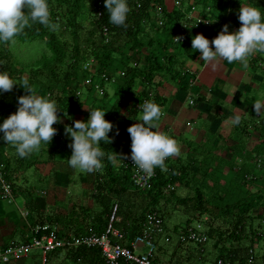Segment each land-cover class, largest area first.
<instances>
[{"label": "trees", "instance_id": "1", "mask_svg": "<svg viewBox=\"0 0 264 264\" xmlns=\"http://www.w3.org/2000/svg\"><path fill=\"white\" fill-rule=\"evenodd\" d=\"M191 1V5L186 6L189 8H187L188 11H191L192 5L201 4L213 5L216 11L197 13V15L210 17L212 24L210 26H195L192 31L189 29L184 34L183 41L175 42L174 36L179 33L185 15L180 9L168 8L167 0H145L142 8H137L136 3L129 0L131 11L128 14L126 26H116L109 22L105 3L103 6L104 15L99 17L96 14L99 0H49L50 18L58 25L55 30L29 19L23 30L12 41L0 42V70H7L16 80L24 79V74L28 73L31 86L36 91L41 89L40 92L38 91L41 96L50 97L56 101L61 120L53 126L59 135L64 132L65 128V110L68 114L74 112L75 114L88 115L90 108L85 109L86 104L84 103L90 105L92 101H95L94 93L98 88V97L102 98L103 102L107 101V98L109 99L106 86L112 84L117 88L118 95L109 108L110 113L105 118L113 124L108 133L109 137L111 138L112 130L117 123H119L120 131L118 133L120 134H117V140L111 138L109 142H101V150L105 153L102 158L103 167L94 171L97 175L95 185L98 190L96 201L100 205L99 212L91 224L87 223L91 217L89 214L91 210L88 205H85L86 209L82 210V214H80L82 230L76 231V235L89 234L91 228L98 234L103 233L110 224L114 208L118 204L114 226L125 234L126 242L130 243L143 232L149 213L158 211L164 219L167 218L166 214L168 215V213L165 212L162 201H172L177 197L175 187L177 185L189 186L190 181L193 180L190 178V165L169 164L170 160L167 158L166 169L161 170L156 167V176L150 186L146 189H138L133 185L130 170L119 167L116 163L120 157L123 158L131 153L132 140L127 129L131 124L137 122L136 118L142 112L140 105L146 100H153L161 108L165 104L164 97L159 92L163 85L162 78L170 77L171 80L178 81L179 87L183 90L187 88L183 70L178 69L176 65L186 55H188L187 60L194 61L201 57L199 50H192V37L203 33L211 41L217 36L218 29L226 24L227 17L235 10H239L241 3H251L264 10V0ZM186 3L187 0H185V5ZM88 4H91V8H88ZM159 6L163 9L160 15L165 20L161 33L166 38L159 36L156 42L153 39L146 41L142 37L145 34L146 24L153 22V26H157L156 17L159 16L157 12ZM87 14L91 18V28L88 29L83 20ZM105 28L109 31V41L104 34ZM13 41L18 43L44 42L47 51L30 62L31 60L17 57ZM190 49L192 51L189 52ZM137 56H139L138 60ZM185 64L186 62H183L181 67L183 68ZM26 67L31 70L27 71ZM46 72L51 77V81L49 83L42 81L38 85L35 78L46 74ZM101 88L105 89L103 95L100 93ZM86 92L88 97L83 101V94ZM25 94H27L26 89L19 84L15 85L11 91L0 93V123L17 110L18 97ZM111 99L109 100L111 101ZM90 106L93 107V104ZM74 121L70 120V123L74 125ZM255 128L263 129L264 126L260 125ZM57 139L54 134L49 144L42 143L41 146H45L44 149L52 147ZM58 140L63 141L64 139L59 138ZM8 146L9 144L0 139L2 154L0 160L5 163L6 177L12 183L13 158L8 152ZM260 150H262L261 154H264V147H261ZM35 152L37 151L26 157L17 155V159L29 160ZM48 155L50 156L51 153L49 152ZM262 157L264 158V156ZM201 161L206 164L205 158H201ZM261 167H264V163ZM257 179L256 175L243 177L246 184L253 181L257 183L260 180ZM251 187L252 184L247 187V190L237 186L228 188L226 191L235 194L238 199L224 205L213 202L199 186L195 187L193 197H181L178 200L179 205L189 208L188 212H194L195 220L202 219L204 216L209 218V221H204L208 226L206 234L210 239L214 238L223 245L221 254L213 264H251L249 262L251 250L256 251L254 237L260 238L264 232L252 230V227L247 231V226L249 220L256 217L263 218L264 223V211L263 213L260 211V207L264 209V181L255 192H252ZM170 190L171 197L167 195V191ZM248 194L249 196H246ZM139 196H141V204H138L137 201L134 204L135 197ZM165 204L167 205V202ZM221 217L224 222L230 225L224 231L217 222ZM187 223L188 225L192 223L191 219ZM165 230L168 231L166 223ZM174 232H180L179 226L174 227ZM66 233H70V231ZM171 236L173 237V234ZM249 239L251 244L244 245V240ZM227 242H231L230 247L224 245ZM185 243L189 244V242L179 241L175 249L180 251L183 249L181 246ZM204 245L201 244L199 247ZM162 250H164V246H160L158 260L164 263L160 256ZM63 252L66 253L67 259L72 260L74 264H107L102 250L98 247L57 249L50 255H59ZM177 253L179 262L176 261L172 264H183L186 255ZM256 254H258L257 251ZM262 256L257 255L259 264L264 261V255ZM187 259L192 260L191 257Z\"/></svg>", "mask_w": 264, "mask_h": 264}, {"label": "crops", "instance_id": "2", "mask_svg": "<svg viewBox=\"0 0 264 264\" xmlns=\"http://www.w3.org/2000/svg\"><path fill=\"white\" fill-rule=\"evenodd\" d=\"M191 3V0H187L185 8L181 10L182 14L186 15L185 12H189L187 10L188 7L186 6L191 5ZM166 5L168 8H174L172 0H167ZM191 7L192 8L190 10L196 14L210 13L212 10L216 11L213 5L211 6L201 4L192 5ZM238 13L239 10H235L230 16L227 17V21H225L226 24L229 25V29L231 31L237 30L241 25V21L238 18ZM188 23H190L189 29L192 31L195 26L191 25V20L188 21ZM255 54L256 55H251L248 57L246 65L240 61L231 63L222 61L216 69H213L210 64H205L200 58L198 59V63L193 62L194 64L196 63V65H189V67L187 66L186 68L184 66L182 68V72L184 82L187 85L186 89L179 90L178 85L170 82L160 87L159 92L165 100V104L161 108L162 116L159 122L160 126L164 125L170 132L172 126H176L175 122L178 123L179 116L184 113L186 101L191 97L195 99V103L193 105L198 109L197 113L195 111V113L191 115L193 124H198L200 122V120H196V118H194L195 116L197 119L198 117L201 119L204 118L205 121L210 124V127L212 126V131L214 133H216L218 127L223 124L224 119L227 120V118H233V116L237 113L241 115L242 119L247 118L248 122L252 123L251 125L257 124L258 126H264V116H258L253 105L257 98L264 97H254L253 91L255 90V87L251 86V81L254 78V76L251 75L254 73V71H257V68H259V61L264 62V58H261L260 55L264 53ZM191 80L194 85L191 84ZM172 82L175 81L173 80ZM246 93L251 95V101L243 98V94ZM219 102L225 106L224 110L222 107L220 108L212 105ZM237 102H251V105L248 106V108H242L243 106L237 104ZM163 109L166 110V114H164ZM173 116L175 120L174 123H169V121H172L169 118ZM257 120H260V122ZM66 123L67 122L64 119L65 128L67 126ZM65 128L64 132L57 136L58 139L63 138V141L57 139L54 142V146L48 147L49 150L48 148H45L47 150L43 148L44 152H41L42 149L40 147L41 150H37V152H35V154L29 158V160L17 159L18 156L16 154L15 148L11 145L8 146V152L13 158L11 181L13 183L15 199L14 201H10L0 195L1 245H8L12 242L30 239L32 237L33 227L37 223L41 222L54 223L63 233L68 231L73 233L76 231H81L82 228H80V223L82 216L80 214H82V210L86 208L84 207V204L80 205V202L86 198V193H88V196L90 195L88 197V208L91 210L89 211L91 217H88L89 220L87 223L91 224L95 215L99 212L100 205L96 201V193L98 190L97 186L95 185V182H97V175L94 173V171H85L79 173V171L76 172V170L73 168L70 172H68V169H62V171L56 170L62 164L68 165L65 157L62 160H58V156L60 153H62L64 147H66V150L68 149V146H65L64 136L67 135ZM245 129H248L247 125H232V127H230L231 133L228 134L226 128L224 127V136L228 135L229 137H233L234 135L235 137V134ZM195 133L193 135H189V137L191 136L190 139L201 135L200 132ZM172 136L178 141V138L174 134H172ZM227 140L230 143V140L226 139V141ZM216 143H218L217 146H220L222 143L221 138H219ZM242 143L243 141L238 142L237 146L241 145ZM191 148L189 150H191ZM227 149L229 153L224 152V157L228 159H232L239 151L237 147L236 149H232L228 146ZM49 152L51 153L50 156L48 155ZM0 157H2L1 151ZM183 157L185 158V161L188 162L186 163L187 165L191 166L193 164L192 162L195 161V158L190 156L189 158H186V155ZM121 160L122 157H120L116 162L119 167H122ZM178 160L183 161L181 157H179ZM40 164H42V167H44V174L41 177L38 176V170L33 171V168L38 169ZM53 171H55V175H53ZM78 173L82 178L81 183H78V181L74 180V176ZM46 181H50V185L53 189L52 197L48 196L50 191L41 185ZM73 184L75 187H72ZM39 192L42 196L38 195ZM45 195L48 196L47 199L44 198ZM68 195H73V198L68 197ZM6 201H8V203H6ZM67 201H69V204L65 203ZM136 201L138 204H141V196L135 197L134 204H136ZM72 215H76L77 218H75L76 216L71 218ZM160 246H164V250H162L160 253L161 259L164 261V263L170 264L176 261L179 262L177 249H171L170 247H167L164 241L160 243ZM140 247L143 248V246ZM65 254L66 253L63 252L59 255H50L49 264H54L58 258H61ZM190 257V254H188L183 264L189 263L190 260L187 258ZM8 264H41V256L38 251H34L31 252L28 257L13 261Z\"/></svg>", "mask_w": 264, "mask_h": 264}, {"label": "clouds", "instance_id": "3", "mask_svg": "<svg viewBox=\"0 0 264 264\" xmlns=\"http://www.w3.org/2000/svg\"><path fill=\"white\" fill-rule=\"evenodd\" d=\"M104 3L109 22L126 26L131 11L129 0H104ZM50 17L49 0H0V42L12 41L29 19L55 30L58 25ZM238 18L241 25L237 30L229 31V25L225 24L211 41L203 33L192 37V49L199 50L201 60L213 69L222 61H240L246 65L248 57L264 53V10L251 3H242ZM178 39L181 41L180 37ZM17 84L23 86L27 94L18 97L17 110L0 123V139L14 147L17 155L26 157L39 150L42 143L52 141L57 131L53 125L61 120V116L58 115L56 101L41 96L28 78L16 80L7 70H0V93L11 91ZM84 104L90 108L89 118L76 119L74 125L65 128L71 137L72 148L67 163L74 169L93 172L103 167L105 153L101 150V142L110 141L108 133L113 124L105 118L107 110ZM253 105L258 116H264V98H257ZM140 107L142 112L136 118L137 122L127 129L132 140L131 159L146 173L154 171L156 167L165 170L166 159L179 156L181 145L175 137L161 130L162 109L158 103L146 100ZM64 115L72 118L66 110ZM241 120V115L237 113L230 124L239 125Z\"/></svg>", "mask_w": 264, "mask_h": 264}, {"label": "rangeland", "instance_id": "4", "mask_svg": "<svg viewBox=\"0 0 264 264\" xmlns=\"http://www.w3.org/2000/svg\"><path fill=\"white\" fill-rule=\"evenodd\" d=\"M242 4V3H241ZM241 7V5H240ZM88 8H91V4H88ZM240 9V8H239ZM90 10V9H89ZM158 12V11H157ZM156 12V13H157ZM153 16V15H152ZM155 18V16H153ZM152 18V19H154ZM157 18V26H153L152 23H147L145 27V34H143V39L146 41H149L153 39L155 42L158 39V37H164V34L161 33L164 25H165V20L162 18V15L159 14ZM84 22L87 25V29L91 28V18L89 17V14L86 15V17L83 18ZM163 22V23H162ZM69 35V33H68ZM166 38V36L164 37ZM14 49L16 50V55L20 59H26V60H31L32 62L34 58L42 56L47 50H46V45L44 42H36V41H30V42H17L13 41L12 42ZM193 50V49H192ZM191 49L189 50L192 51ZM188 52V53H189ZM256 55V54H253ZM261 58H264V54H260ZM188 55L184 57L179 64L176 65L178 69L182 70L183 62H186L185 68L189 65H196V63L199 62V60H191L188 59ZM137 60L139 59V56L136 58ZM200 59V58H199ZM187 60V61H186ZM202 61V60H201ZM22 62V61H21ZM193 62H196L195 64ZM205 64H208L206 61H204ZM259 68H257V71H254L251 76H254V78L251 81V86L255 87V90L253 91L254 97H264V62H259ZM263 65V66H262ZM19 68L21 66H18ZM38 67V66H37ZM65 68V63L63 65V70ZM27 71H30L31 68L26 67ZM63 73V72H62ZM61 73V76H62ZM249 74V73H248ZM256 74V75H255ZM25 78H28L29 75L28 73L24 74ZM163 79V85L170 83H175L176 85L179 86L178 81L172 82L173 80L170 79V77H164ZM36 81H38V85L43 81L44 83H49L51 81V77H49L46 74L40 75L39 77L35 78ZM140 85L141 84V81ZM138 85V86H140ZM179 90H183L180 87L178 88ZM41 89L38 91L40 92ZM99 90V88H98ZM98 90L94 93V98L95 101H92L94 99H90L93 104V107H100L104 110H107L105 112V116H107L110 113L109 108L111 107L112 103L116 99L118 95L117 88L113 86L112 84L106 86V91L108 92V97L111 99V101L107 98V101L103 102L101 99L98 97ZM37 91V92H38ZM83 101H85L88 97L87 92L83 94ZM242 98V97H238ZM243 98L251 101V95L249 93L243 94ZM190 98L186 101L185 104V109L184 113L179 116L178 118V123L175 122L176 126H172L171 131L169 132L167 128L164 125H161L160 128L162 131L172 135L174 134L178 138V142L181 145V153L179 156L175 157H169L170 161L169 164H177L179 166L187 165V161H185V158L183 156H187L186 158L192 157L195 158V162H192L193 164L190 166V178H193L191 180L189 186H182V185H177L176 188V198H173L172 201H162V206H164L165 212L168 213L166 216H168L166 219V225L170 233L173 234V241L171 243H166L167 247H170L171 249H174L178 246V233L174 232V227L179 226V229H185L188 225V220L191 219V222L194 223L196 220V216L194 212H188V209L186 206H181L178 204V200L181 197H193L195 195V187L199 186L205 193L206 195L215 203H220L222 205L226 204L227 202H235V200L238 199V197L235 196V194H232L230 192H227L226 190L229 188L231 189L232 187L237 186L238 188L243 187L245 190H247V187L252 184L251 190L252 192L257 191V188L259 185L264 181V167L258 166V159L262 158L264 154H261L260 150L261 147L263 148L264 145V128L263 129H257L254 128L258 126L257 124L251 125L252 123L248 122V119L243 118L241 120L240 124L247 125L248 129L242 130L239 133L235 134V137H229L228 135L224 136V127L226 128V131L231 133L230 127L232 125L230 124L231 118H227L223 120V124L218 127L216 130V133H214L212 130V126L210 127V124L205 121V119H201L195 116L196 120H200L198 124H193V120L191 118V115L198 112L197 107H194L193 104H190ZM90 104V105H91ZM237 104L242 105L244 107H247L251 105V102L248 103H239ZM213 106L216 107H222L223 110L225 109V106L222 105V103H217V104H212ZM85 109H89V107L86 105L84 107ZM229 110V108L227 107ZM216 110V109H214ZM213 110V111H214ZM250 111V110H249ZM164 114H166V110L163 109ZM141 114V113H140ZM139 114V115H140ZM69 115L72 117L69 119L68 116H66L64 119L67 122L66 125H73L70 123V120H76V119H81V120H87L90 116V112L88 115L79 113L75 114L74 112H69ZM166 116V115H165ZM172 121H169V123H174V116L169 118ZM258 121V120H257ZM260 122V120L258 121ZM262 124V122H261ZM254 126V127H253ZM200 129V130H197ZM120 131L119 129V123H117L113 130H112V135L111 138L113 140H117V134ZM212 133H211V132ZM195 132H200L201 135H199L196 138L190 139L189 135L194 134ZM235 133V132H234ZM245 133V134H244ZM196 134V133H195ZM65 146H68V149L66 150V147H64V150L60 155L58 156V160L65 159L68 160L71 157L72 154V148L70 147L71 143V138L70 135H65ZM221 138V145L217 146L218 143L217 140ZM230 140V143L228 140ZM226 141V143H225ZM231 141H236V142H231ZM243 141V143L239 146H237L238 142ZM217 146V147H215ZM230 148H235L239 149L238 153L235 154V156L232 159H228L224 157V152H228L227 147ZM192 147V148H191ZM44 147L41 146L42 151L44 152ZM191 148V150H189ZM229 153V152H228ZM182 155V156H181ZM181 157L183 161H179L178 158ZM205 158L206 159V164H203V162H200V159ZM44 164V163H43ZM203 165V166H200ZM205 165V166H204ZM238 167V168H237ZM62 169H68V172L72 170V167L68 164H62L59 168L56 170H61ZM74 169V168H73ZM38 170L39 171V177L43 176L44 174V167H42V164L39 165L38 169L33 168V171ZM76 172L79 171L85 172L79 169H75ZM55 171H53V175ZM74 174V180L78 181V183H81V176L80 174ZM245 175L252 176L256 175L257 176V183L256 181L250 182L246 184L243 181V177ZM56 177V176H53ZM49 180V179H48ZM256 183V184H255ZM39 184V182H38ZM42 187L45 189H48L50 191V194L48 196H53V189L50 185V181L43 182ZM40 187V186H39ZM72 187H75L73 184ZM172 190V189H171ZM171 190L167 191V195L170 196ZM38 195L42 196L40 192ZM48 196H44V198H48ZM90 196V195H89ZM88 193H86L85 197L83 200H81L80 205H88L89 204V199H88ZM172 196V195H171ZM170 196V197H171ZM246 196H249L246 195ZM253 196V195H252ZM68 197L73 198V195H68ZM68 202V203H67ZM65 202L66 204H69V201ZM71 202V201H70ZM167 202V205L165 204ZM8 203V201H6ZM74 203V202H73ZM260 211L263 213L264 209L263 207H260ZM164 212V211H163ZM77 215V214H76ZM76 215H72L71 218H74ZM69 217V216H68ZM77 218V216L75 217ZM221 227V229L224 231L226 228L230 227L227 222H224L223 217L220 218V220L217 221ZM252 227V230H259V232H264V223H263V218L259 219L258 217L249 220L248 226H247V231H249V228ZM206 231L208 230V226L205 225ZM258 236V235H257ZM262 238V239H261ZM264 234L262 237H254L255 241V248L259 256L263 257L264 255ZM244 245H249L251 244L250 239L249 240H244ZM228 247L231 246V242H227L226 244ZM180 255L184 254L187 256V254H190L192 260L189 263L185 264H213L215 263V260L217 257L221 254L223 245L219 244V242L216 241V239L212 238L208 240V242L202 246L199 247V244L196 242L190 241L189 244L185 243L184 245L181 246ZM143 249L146 250V247L143 246ZM34 252V251H32ZM54 264H74L72 260L67 259L66 255H63L61 258H58V260L55 261ZM172 264V263H170Z\"/></svg>", "mask_w": 264, "mask_h": 264}, {"label": "built area", "instance_id": "5", "mask_svg": "<svg viewBox=\"0 0 264 264\" xmlns=\"http://www.w3.org/2000/svg\"><path fill=\"white\" fill-rule=\"evenodd\" d=\"M136 3L137 8H142L145 0H133ZM175 8L183 10L185 8V0H172ZM104 1L99 0L97 6V15L102 17ZM162 7H158L159 14L162 12ZM186 11V10H185ZM185 18L183 22L188 26L181 23L180 31L174 36V41H181L184 39V34L188 32L190 23L194 26H210L212 19L210 17H204L197 15L196 13L189 11L185 12ZM163 23V22H162ZM223 29L221 26L218 31ZM231 31L230 29H228ZM104 34L109 41V31L104 29ZM94 61V60H92ZM87 67V66H86ZM125 74V72H123ZM105 77V75H104ZM115 78V77H114ZM116 79V78H115ZM115 79H113L115 81ZM192 85V80L190 81ZM100 93L105 94V89L101 88ZM190 103L194 104L195 99L190 98ZM73 123V121H71ZM56 136L59 133H55ZM264 163V158L258 159V164L261 167ZM121 166L130 170L131 179L133 185L138 189H146L150 186L151 181L156 176V168L150 173H146L140 170L131 159V153L125 155L121 160ZM0 195L10 201H14V188L13 184L7 179L5 172V163L0 160ZM118 205L114 208V213L111 217L110 224L106 230L98 234L90 229L89 234L76 235L73 232L66 233L61 232L58 226L51 222L37 223L33 227L32 237L28 240L12 242L8 245L0 244V264H8L13 261L21 260L28 257L32 251H38L41 256V264H49L50 253L57 249H78L81 247L92 248L98 247L102 250L103 257L107 264H165L158 260L160 243H171L173 241L172 236L165 230V219L158 211H153L148 214L147 221L142 233L138 234L130 243L126 242L125 234L114 226L115 214L117 212ZM204 221H209L207 216L202 219L196 220L194 223H190L185 229H182L177 237L180 242H196L199 245L206 244L209 240V236L206 234ZM140 246L146 247V250ZM256 251L251 250L249 262L251 264H259ZM221 262V261H220ZM264 264V261L261 262Z\"/></svg>", "mask_w": 264, "mask_h": 264}]
</instances>
